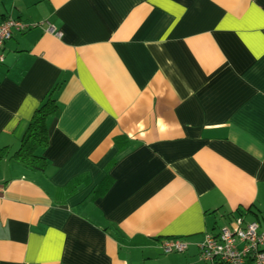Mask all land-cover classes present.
<instances>
[{
  "label": "crops",
  "instance_id": "1",
  "mask_svg": "<svg viewBox=\"0 0 264 264\" xmlns=\"http://www.w3.org/2000/svg\"><path fill=\"white\" fill-rule=\"evenodd\" d=\"M8 16L44 23L4 44L0 149L55 85L58 107L44 171L0 159V264H212L205 231L264 229V0H0Z\"/></svg>",
  "mask_w": 264,
  "mask_h": 264
},
{
  "label": "built area",
  "instance_id": "2",
  "mask_svg": "<svg viewBox=\"0 0 264 264\" xmlns=\"http://www.w3.org/2000/svg\"><path fill=\"white\" fill-rule=\"evenodd\" d=\"M44 22H24L11 16L0 19V63L4 61V44L15 32H23ZM47 23V30L54 27ZM60 35V32H56ZM189 241L183 237L164 239L161 249L164 253L184 252ZM198 258L212 264H264V229L258 220L245 221L237 216L230 223L219 227L215 232L205 231L197 242Z\"/></svg>",
  "mask_w": 264,
  "mask_h": 264
},
{
  "label": "trees",
  "instance_id": "3",
  "mask_svg": "<svg viewBox=\"0 0 264 264\" xmlns=\"http://www.w3.org/2000/svg\"><path fill=\"white\" fill-rule=\"evenodd\" d=\"M57 86H53L48 90L43 100L34 110L21 139L20 145L12 154H8L7 148L0 149V159L9 157L30 169L44 171L48 166L47 160L38 153L39 149L48 145V128L47 119L56 112L58 104L56 99ZM116 162V158L110 161L108 169ZM88 175L83 173L75 176L69 184L62 189H58V194L63 198L74 193L79 187L87 183ZM112 181V177L107 174L102 182L96 187V193H103L108 183ZM95 196V194H94Z\"/></svg>",
  "mask_w": 264,
  "mask_h": 264
}]
</instances>
